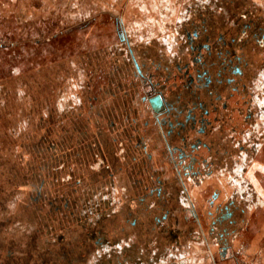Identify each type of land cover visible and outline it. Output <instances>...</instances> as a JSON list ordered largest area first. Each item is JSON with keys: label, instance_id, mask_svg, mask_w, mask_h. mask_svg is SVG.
<instances>
[{"label": "flooded vegetation", "instance_id": "1", "mask_svg": "<svg viewBox=\"0 0 264 264\" xmlns=\"http://www.w3.org/2000/svg\"><path fill=\"white\" fill-rule=\"evenodd\" d=\"M9 1L49 42L116 14L102 0ZM176 1L142 30L114 14L113 35L84 46L85 107L49 118L47 137L62 133L34 144L38 168L5 179L33 188L30 213L49 207L39 218L63 223L70 251L35 261L0 240V264H264V0Z\"/></svg>", "mask_w": 264, "mask_h": 264}, {"label": "rangeland", "instance_id": "2", "mask_svg": "<svg viewBox=\"0 0 264 264\" xmlns=\"http://www.w3.org/2000/svg\"><path fill=\"white\" fill-rule=\"evenodd\" d=\"M102 1L113 6L112 9L117 16L122 17L130 26L132 21H136L138 25L147 23L140 27L141 30L146 29L149 22L153 24L159 19L158 7L177 4L176 0H161L159 4L155 3L159 0H136V4L135 0ZM9 2L0 0V160L4 164V166L0 164V225H8L0 234V240L6 241L3 244L10 246L12 243L16 246L26 243L27 253L15 250V254L19 256L29 254L36 261L39 260L37 257L39 251L53 255L52 251L57 250L54 256L59 259L70 251L68 246L62 244L67 239L63 223L55 218L45 220L43 223L39 217L49 212V207L47 210L38 211L39 214L34 217L29 208L30 195L34 194L33 188L7 183L5 181L9 178L7 170L14 169L20 174L26 171L28 172L26 174H29L31 169L38 168L41 158L32 152L34 144L42 142L43 137L57 139L62 133L61 130H55L47 137V130L51 125L48 124L49 118L54 120L62 113V109L76 106L74 104L76 99L78 101L80 99L81 106L85 107L83 90L79 86L83 82L78 84V80L81 79L79 55L85 47H88V52L89 48L94 46L100 33L109 30L108 37L113 35L112 31L115 28L109 26L112 24L110 20L115 19L113 16L115 13L109 10L103 13L101 16L104 20L103 27L92 22L81 23L70 29H53L54 33H58V37L49 42L47 39L53 31L43 35L35 33L34 29L35 32L31 34L30 30L33 27L26 24L29 18H26V15L19 18L18 12L14 14L15 6ZM70 13L75 15L78 12L72 10ZM134 30L138 31V28ZM6 35L8 36L5 37ZM89 71L87 70V73ZM78 77L80 79H76ZM72 110L76 108L73 107ZM65 120L66 118L63 119ZM40 124L42 126L35 129ZM105 237H108V249H113V237L110 235ZM91 249L93 253L92 246ZM200 254L201 252L198 255ZM4 256L5 251H2L1 258ZM12 261L13 259L1 263L14 264Z\"/></svg>", "mask_w": 264, "mask_h": 264}, {"label": "bare ground", "instance_id": "3", "mask_svg": "<svg viewBox=\"0 0 264 264\" xmlns=\"http://www.w3.org/2000/svg\"><path fill=\"white\" fill-rule=\"evenodd\" d=\"M145 1H146V0H145ZM136 2H137V1L135 0L134 3L136 4ZM149 4H151V6L153 5L152 3H149ZM132 6H134V5H132ZM255 83H256V82H255ZM62 92H63V91H62ZM62 94H63V93H62ZM263 98H264V97H263ZM263 115H264V114H263ZM263 163H264V161H263ZM263 165H264V164H263ZM262 168H263V166H262ZM260 169H261V168H260ZM263 169H264V168H263ZM261 170H262V169H261ZM261 170H260V171H261ZM255 172H257V171H255ZM255 172H254V173H255ZM258 172H259V171H258ZM258 172H257V173H258ZM262 172H264V171L262 170ZM257 173H256V174H257ZM260 173H261V172H260ZM256 174H255V175H256ZM261 219H262V218H261Z\"/></svg>", "mask_w": 264, "mask_h": 264}]
</instances>
